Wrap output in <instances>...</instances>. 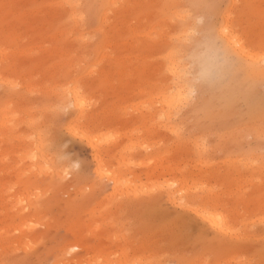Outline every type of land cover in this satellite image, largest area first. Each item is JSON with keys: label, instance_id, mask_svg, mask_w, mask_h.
<instances>
[{"label": "rangeland", "instance_id": "374dc122", "mask_svg": "<svg viewBox=\"0 0 264 264\" xmlns=\"http://www.w3.org/2000/svg\"><path fill=\"white\" fill-rule=\"evenodd\" d=\"M68 1L0 0V125L19 114L18 124L0 127V152L15 150L0 163V182L31 171L39 182V210L23 216L33 229L0 239V264H89L97 249L111 256L109 264H264V71L254 73L219 36L228 28L248 55H264V0H73L76 9ZM205 35L230 57L212 85L193 84L184 61L189 40ZM170 52L180 76L164 62ZM163 82L173 94L185 90L186 99L166 122H150L149 110L160 109L151 94ZM78 85L84 111L75 106ZM86 133L113 140L102 138L99 153ZM34 149L39 160L26 157ZM157 154L185 170L187 183L169 186L170 172L148 179ZM98 158L112 166L120 160V173L151 189L166 178V189L119 196L100 210L116 190L97 174ZM196 180L206 189L197 190ZM16 191L0 192L1 210ZM7 211H0L2 222L19 218L18 210L10 218ZM205 211H228L240 229H214L201 218ZM77 217L106 230L76 242L70 227ZM27 238L30 248L22 245Z\"/></svg>", "mask_w": 264, "mask_h": 264}, {"label": "bare ground", "instance_id": "6f19581e", "mask_svg": "<svg viewBox=\"0 0 264 264\" xmlns=\"http://www.w3.org/2000/svg\"><path fill=\"white\" fill-rule=\"evenodd\" d=\"M67 3L69 5H71L74 9L77 8V5L74 4L73 0H69ZM77 19H78V21L75 19L77 22H82L84 20V17H83L82 14L81 15H77ZM227 30H228V28H224L223 30H221L219 32V36L221 38H223L226 41V44L228 46H230L233 50H235L240 55L247 57L250 60V65L253 68L254 73H256V72H263L264 71V69H263L264 67L261 64H262V62H264V55L261 54V53H257V52L252 53V54L250 53L248 55L247 53L249 51L247 50V48L244 47V43L241 40H239L238 38H236L235 36L229 35ZM246 55H248V56H246ZM163 59H164V62L168 61L171 64L174 63L173 66H172V69L174 68L173 71H172L173 72L172 75L180 76L181 71L180 70H178V71L175 70L176 69L175 68L176 67V64H175L176 57H175V55L172 52H170L167 56L165 55L163 57ZM172 69L170 68V70H172ZM181 77L183 78V76H181ZM166 89H167L166 82H163L161 84L160 88H158V91L155 92V93L152 92V94H151V106H152V104L157 103V104L160 105V109H158L157 111H154L155 108H151L149 110L148 118H150V122L152 120L153 121L158 120L159 122H166V120H169L171 118V115H172L173 111H176V109L179 106V104H181L186 99V95H185V92H184L185 90H183V92L182 91H177L175 94H173V92L168 91V90L166 91ZM80 90H81V87L78 85L76 87V89H74V91H73V96H74V99H75L76 109L78 111H84L85 110L86 102H85L84 99L81 98L82 93L80 92ZM148 107L149 106H144L143 108H148ZM5 119L7 120V122H3L0 125V127L1 128H5L6 126L13 127V126H15L16 124L19 123V114L15 111V112H13V116L12 117L5 118ZM99 128H97V129H99ZM175 130H173L174 132H171V133H174L175 134V132H176L178 134V131L177 130L175 131ZM150 134H152V132ZM82 137H84L85 140L87 139L89 142H91L90 145H93L95 148H97L96 151L98 150L99 153H101L99 151L100 148L98 149V147L100 145L99 142H103V139L104 138L105 139H108V140L111 139V137L109 138L107 135L105 137H101L100 134H99V137L97 139H92L91 136L88 133L82 134ZM31 139H33V138H31ZM96 140H98V141H96ZM112 140L113 139H111L110 141H112ZM3 142L4 141L1 142L2 145H4ZM94 142L96 144H98L97 147H96V145H95ZM134 145L135 144L131 143V144H129V148L127 146H123L124 148H121V149H125V150L133 149L134 148L133 147ZM140 146H142V145H140ZM140 149H141V147H140ZM144 149H145V147L143 148V150ZM20 152H21V150H20ZM124 152L125 151H123V153ZM14 153H15L14 147H10V149H8L7 151L0 152V163H2V162H5L6 163V160L9 159ZM27 153L28 152L26 151L25 152L26 157L29 158V159H31V160H33V161L40 159V150L38 151V149L37 150L34 149L30 153H28V154ZM123 153L121 152V157H125L127 154H130V155L132 154L131 152L130 153H126L125 152L126 155L125 156L124 155L122 156ZM21 154H22V152H21ZM157 155H158L157 156L158 159L161 158V156L159 157V154H157ZM152 156H153L152 159H155L154 161L156 162L157 161L156 157L154 158V155H152ZM127 157L128 156H126L125 159H128ZM98 159H99L100 165H99V168L97 170V174L100 175L103 178L112 180L114 182L115 190H116L115 194L110 197V200L109 201L107 200L106 202L102 203V207L100 208V210H105L110 205V203L112 204V202L115 199L119 198V196H125V195H131V194L132 195L133 194L136 195L138 192L145 193L148 189H150L149 190L150 192L151 191H154V189L155 190H158V189H164L165 190L166 189V178L164 179L165 182H163V183H159V182H157L156 184L154 183L152 185L153 188L151 189L149 187H146L145 184H142L141 181H140V184H139L138 183L139 182L138 181L139 179L136 176L135 177L132 176V175L131 176L130 175L129 176H125L127 174L124 175V172L123 173H120V171H121L120 169H122V165L120 164V160L118 161V163H117L116 166H112L110 163L104 161L103 159H101V158H98ZM148 159H151V158H148ZM162 159H163V157H162ZM165 160L166 159H163V161H161L159 159L157 161V163H156L157 165L160 163L158 166H156L155 162H153L152 164H155V165H153L154 171L151 168L152 169V172L149 171L151 173V175H149V173H148L146 175V177L148 179H151L150 177H152L154 175H156L157 177H159L158 175H161L162 178H163V176L165 177V175L166 174H169L168 172H170V173L175 174V177H173L174 175L172 176L173 178L171 177L172 179H170L169 182L167 183L169 186L170 185H184V184H186L187 183V178L184 175V171L185 170L184 171L182 169L181 170H175L174 169V165L167 164ZM126 161H128V160H126ZM123 162H124V159H123ZM149 162H151V161H149ZM124 163H126V162H124ZM148 164L150 165V163H148ZM44 168L45 167H38V168H36V170L39 171V172H43L44 171ZM33 173H35V172L34 171H31V172H29V174L24 173V174H22L19 177V179L17 178V179H14V181L12 180L13 181L12 183H8V182H10L9 179H7V180L4 179L3 180L4 183L3 182L2 183L0 182V184H1L0 187L2 186L0 188V192L1 193L3 191L4 192H8V193L11 191L10 193L13 194L15 192V190H17L16 191L17 192L16 196L15 197L13 196L14 198H12V200L10 199L11 200V203L9 202L10 201L9 200V197L10 196L8 198L6 197L7 200H8L7 202L10 203L11 205H10V208H6L5 207V209H3V210L4 211L5 210H11V213H10L11 215H12L13 211H15V210L17 211L18 210L17 211V214L15 213V214H13V216L15 218H18L19 217L17 220L16 219H12L11 221H9L6 217L2 216L4 218H6V220L3 219L4 222H2V220H0V223L2 222L1 223L2 226L0 228V239L2 240L3 243H4L3 240L5 238L2 239V237H4V236L5 237L8 236L10 238V235L11 236L12 235L15 236V234H19V233H21L19 235V236H21L22 234L24 235V232H26L27 230L29 231V230L33 229V225L30 224V223H25V221H24L25 218H23V216H26V213H28V212L36 213L39 210V208L36 205L33 204V201H34V198H35V193H33L34 192L33 188H34V185L35 184H37V185L39 184V182H37L36 179H35V176H34L35 174L33 175ZM152 173H153V175H152ZM5 180L7 181L6 182L7 184H5ZM195 182H196L195 188L197 190L198 189H201V190L206 189V186H204L203 184H200L197 180ZM189 189H190V187H187V190H189ZM12 191H14V192L12 193ZM140 193H138V195H140ZM186 193H187L186 191H183L177 197H179V198L181 197L182 198ZM202 200L205 201L204 198H201V201ZM2 201H3V203H5L4 200H2ZM2 201L0 200V202H2ZM27 204L30 205V206H27ZM1 205L2 204L0 203V207L2 209L3 207ZM3 206H7V204H5ZM20 206H23V207H20ZM8 207H9V205H8ZM99 207H100V204H99ZM1 209H0V211L4 212ZM8 213H9V211H7V213H6L7 215L6 216H9V218H10L11 215H8ZM3 215H5V213H3ZM16 216H18V217H16ZM228 217H230V214H229L228 211H225L224 213L213 212V211H205V212H203L201 214V218L204 221H206V223L208 225H211L214 229H216L218 231H222L224 234H227V233H233V234H235L236 231L239 230L240 228L239 227L236 228V226H234L233 223H230ZM80 218H78V217L75 218L76 221L74 220V225L72 227L69 226L77 234V236L75 235L78 238V239L75 238L76 239V242L81 241V239L83 240L85 236H93V235L94 236H97V235H100L101 233H103V231L106 230V228H104L102 225L94 224V223H90V222L87 223L89 221V219H87V221L85 222L83 220H85L86 218L85 219L83 217L81 219ZM70 223L71 222H69V224ZM120 238H121V236L117 237L118 240ZM9 240H10V242H12V239H9ZM77 240H79V241H77ZM120 240H122V239H120ZM5 242L7 243L8 241L5 240ZM24 242L25 243L22 244V245H25V247H27V248H30V247H32V245H34L33 242L28 241V238ZM14 243L16 244V242H14ZM18 243H19V241H18ZM9 244H11V243H9ZM77 245L78 244L76 243L75 246H77ZM78 246L80 247V245H78ZM122 250L123 251L120 252L121 255H126V253L124 252L125 251L124 248ZM105 254H106L105 251L100 250V249H97L96 250V253L94 254V257L95 258L93 257V259H90L88 261V263L89 264L90 263H92V264H109L111 262V256H108V255H105Z\"/></svg>", "mask_w": 264, "mask_h": 264}, {"label": "clouds", "instance_id": "9594fccd", "mask_svg": "<svg viewBox=\"0 0 264 264\" xmlns=\"http://www.w3.org/2000/svg\"><path fill=\"white\" fill-rule=\"evenodd\" d=\"M203 19L198 17L196 24H202ZM191 35H196L195 31ZM189 48L184 53L186 74L193 84H215L219 82L229 69L230 57L218 46L215 39L205 35L194 42L189 40ZM67 147V145H65ZM59 162H66L67 155H60L53 150ZM77 169L82 163L76 165Z\"/></svg>", "mask_w": 264, "mask_h": 264}]
</instances>
